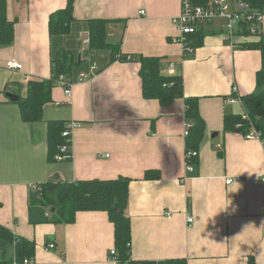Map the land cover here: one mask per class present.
<instances>
[{"label":"crops","instance_id":"obj_1","mask_svg":"<svg viewBox=\"0 0 264 264\" xmlns=\"http://www.w3.org/2000/svg\"><path fill=\"white\" fill-rule=\"evenodd\" d=\"M66 4L7 0L14 42L0 47V225L34 244L38 264H116L109 256L114 235L106 213L79 212L73 223L53 224L45 221L50 209L29 208V199L33 186L46 182L121 177L130 182L125 216L133 261L264 264L263 144L223 128L225 116L243 113L242 104L230 100L257 88L262 55L241 44L260 39L229 41L211 25L202 45L184 56L183 46L171 40L179 0H73L69 34L51 36L49 18ZM90 20L108 21L106 41L118 47L116 56L158 58L161 75L180 76L183 97L198 99L205 132L192 173L184 165L183 131L189 123L183 100L161 107L143 98L139 63L111 62L110 51L91 52L83 45ZM60 49L77 64L70 75L72 96L66 101L54 84L41 120L25 124L18 102L30 81L51 78V60ZM9 60L21 70L7 69ZM91 62L98 73L78 82ZM6 93L19 101L11 102ZM51 121L63 122L64 130L74 125L70 160L47 158ZM145 172L157 177L145 179ZM47 244L54 249L46 251Z\"/></svg>","mask_w":264,"mask_h":264},{"label":"trees","instance_id":"obj_2","mask_svg":"<svg viewBox=\"0 0 264 264\" xmlns=\"http://www.w3.org/2000/svg\"><path fill=\"white\" fill-rule=\"evenodd\" d=\"M250 7L264 10V0H243ZM73 0H67L65 9L52 14L48 22V31L52 35H68L72 17ZM106 20H90L88 22L89 49L91 52L110 51L112 61H135L140 64L139 78L143 98L156 100L161 107H168L175 100L182 99L184 117L191 128L185 137L186 149L198 150L203 140L205 124L199 115L198 99L184 98L182 79L180 76H164L159 71L158 58L138 57L133 59L128 55L118 56L117 46L106 41ZM209 34L205 29H199L188 37V45L193 49L202 45L203 39ZM246 36V34H241ZM247 37V36H246ZM243 38V37H241ZM248 38V37H247ZM14 42V23L7 19V0H0V47H8ZM242 48L259 50L262 55V68L257 72V88L255 92L241 99L243 113L229 115L223 119L225 132L239 131L243 136L251 128L264 137V38L258 42H246ZM192 52V53H193ZM191 54V53H190ZM188 54V55H190ZM187 56V55H184ZM77 64L72 54L58 50L51 60V78L49 80L30 81L27 95L18 102L21 120L25 124L39 122L42 118L43 106L51 102V91L60 75L70 77L72 69ZM245 114L247 118L242 119ZM237 125H240L238 128ZM64 123L51 121L47 124L46 143L47 158L50 162L58 153V147L64 144L61 136ZM195 162V160L193 161ZM157 177L151 172H145L144 178ZM129 180L116 178L112 180H88L73 183L46 182L30 195V207L49 208V221L53 224H70L79 212H104L113 225L116 264H187L184 259H173L160 262H137L130 257V223L125 216L128 199ZM34 205V206H33ZM35 246L32 242L16 237L11 230L0 225V264H22L24 259H33ZM248 264H254L250 259Z\"/></svg>","mask_w":264,"mask_h":264},{"label":"built area","instance_id":"obj_3","mask_svg":"<svg viewBox=\"0 0 264 264\" xmlns=\"http://www.w3.org/2000/svg\"><path fill=\"white\" fill-rule=\"evenodd\" d=\"M144 15V11L139 13ZM220 20L222 23L218 26L223 32L226 40H233L238 38L239 35L246 34L250 39L263 38V23H264V10H257L243 0H179V13L171 19L175 28L176 37L172 38L173 42H179L183 46V55H188L193 52V49L188 45V37L196 33L199 29H206L211 26L213 22ZM83 45L89 46V36L83 37ZM21 64H17L12 60L6 63V68L10 70H21ZM98 73L95 63L91 62L88 72H81L78 75V82L87 81L93 78ZM55 85L63 92L66 101H69L72 96V81L71 78L65 75H60ZM235 91V89H234ZM232 103H241L240 99H231ZM56 103L55 105H58ZM247 116L242 115L245 120ZM239 128L240 125H237ZM69 128V129H68ZM61 133L65 139L64 144L58 147V153L54 156L55 162H62L71 159L72 149V134L69 126ZM191 125H186L183 131V136H188ZM247 140H258L263 144L264 137L259 132L251 128L249 132L244 135ZM197 158V151L192 149H185L184 165L187 173L194 171V160ZM185 180V178H183ZM232 180L225 181L229 185ZM260 182L264 185V172L260 175ZM34 190H39V186H33ZM170 218V216H168ZM193 223V217L187 218V224L190 226ZM54 249L53 244H47L45 250L49 251ZM113 262H117L116 251L112 249L109 252ZM22 264H38L34 259H24Z\"/></svg>","mask_w":264,"mask_h":264},{"label":"rangeland","instance_id":"obj_4","mask_svg":"<svg viewBox=\"0 0 264 264\" xmlns=\"http://www.w3.org/2000/svg\"><path fill=\"white\" fill-rule=\"evenodd\" d=\"M221 21L220 20H217V21H215V22H213V24L212 25H216V26H220L221 25ZM264 25V24H263ZM241 37H243V38H241ZM241 37H238V38H241V39H243V40H249L250 38H247L246 36H241ZM80 53H82V56L86 53L85 51L84 52H82V51H80ZM76 69V67H74L73 69H72V72H73V70H75ZM263 89H264V86H263Z\"/></svg>","mask_w":264,"mask_h":264},{"label":"water","instance_id":"obj_5","mask_svg":"<svg viewBox=\"0 0 264 264\" xmlns=\"http://www.w3.org/2000/svg\"><path fill=\"white\" fill-rule=\"evenodd\" d=\"M5 97L8 98L11 102H18L19 98L13 94L6 93Z\"/></svg>","mask_w":264,"mask_h":264}]
</instances>
